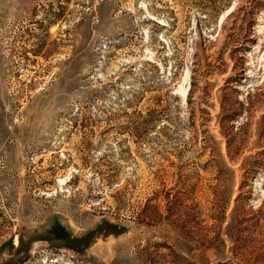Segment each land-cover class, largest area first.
Wrapping results in <instances>:
<instances>
[{
  "label": "rangeland",
  "instance_id": "374dc122",
  "mask_svg": "<svg viewBox=\"0 0 264 264\" xmlns=\"http://www.w3.org/2000/svg\"><path fill=\"white\" fill-rule=\"evenodd\" d=\"M263 191L264 0H0V264H264Z\"/></svg>",
  "mask_w": 264,
  "mask_h": 264
},
{
  "label": "bare ground",
  "instance_id": "6f19581e",
  "mask_svg": "<svg viewBox=\"0 0 264 264\" xmlns=\"http://www.w3.org/2000/svg\"><path fill=\"white\" fill-rule=\"evenodd\" d=\"M234 7V6H233ZM233 7H231L227 12L226 14H224L223 16H221V18L219 19V25L223 22L225 16H227L229 13H231L233 11ZM225 21V20H224ZM222 25V24H221ZM62 183H63V179H59V186H62ZM264 192V191H263ZM262 192V193H263ZM264 195V193H263Z\"/></svg>",
  "mask_w": 264,
  "mask_h": 264
}]
</instances>
